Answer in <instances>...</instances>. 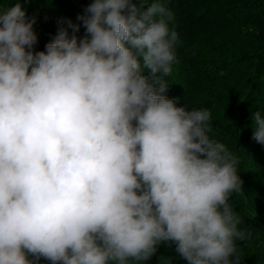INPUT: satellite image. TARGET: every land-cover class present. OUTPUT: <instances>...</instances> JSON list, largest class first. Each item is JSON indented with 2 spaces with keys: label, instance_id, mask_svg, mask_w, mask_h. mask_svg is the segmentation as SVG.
<instances>
[{
  "label": "clouds",
  "instance_id": "9594fccd",
  "mask_svg": "<svg viewBox=\"0 0 264 264\" xmlns=\"http://www.w3.org/2000/svg\"><path fill=\"white\" fill-rule=\"evenodd\" d=\"M169 2L91 0L84 37L64 20L36 52L35 17L0 6V264H145L161 243L186 264H240V158L209 110L163 94ZM251 128L264 145L260 110Z\"/></svg>",
  "mask_w": 264,
  "mask_h": 264
},
{
  "label": "trees",
  "instance_id": "16d2710c",
  "mask_svg": "<svg viewBox=\"0 0 264 264\" xmlns=\"http://www.w3.org/2000/svg\"><path fill=\"white\" fill-rule=\"evenodd\" d=\"M16 2L27 17H35L34 52L45 50L64 20L79 25L78 39L85 36L77 16L91 0H0V6ZM168 8L179 43L163 94L188 110H209L210 137L239 156L241 191L229 203L247 233L246 240L237 241L240 264H264V145L252 138L251 128L255 111L264 116V0H170ZM224 128L226 138L218 137ZM166 262L186 264L171 243H161L145 264ZM39 264L51 262L41 258Z\"/></svg>",
  "mask_w": 264,
  "mask_h": 264
},
{
  "label": "rangeland",
  "instance_id": "374dc122",
  "mask_svg": "<svg viewBox=\"0 0 264 264\" xmlns=\"http://www.w3.org/2000/svg\"><path fill=\"white\" fill-rule=\"evenodd\" d=\"M226 131H227L226 128L220 130V131L217 133V136H218V137L226 138ZM233 133H234V132H232L230 135L232 136ZM251 155H253V157H254V156H255L254 152H252ZM260 155L264 156V154L261 153V152H260ZM254 161H255V160L253 159L252 162H251V164H253Z\"/></svg>",
  "mask_w": 264,
  "mask_h": 264
}]
</instances>
